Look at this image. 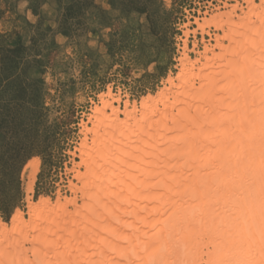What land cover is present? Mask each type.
<instances>
[{"label": "bare ground", "instance_id": "obj_1", "mask_svg": "<svg viewBox=\"0 0 264 264\" xmlns=\"http://www.w3.org/2000/svg\"><path fill=\"white\" fill-rule=\"evenodd\" d=\"M227 2L183 26L153 94L97 95L73 196L34 202L27 166L28 217L0 222V264H264V0Z\"/></svg>", "mask_w": 264, "mask_h": 264}, {"label": "rangeland", "instance_id": "obj_2", "mask_svg": "<svg viewBox=\"0 0 264 264\" xmlns=\"http://www.w3.org/2000/svg\"><path fill=\"white\" fill-rule=\"evenodd\" d=\"M223 1L0 0V222L28 217L32 162L34 202L73 196L80 123L97 95L111 86L122 104L153 94L179 68L183 26ZM187 40L192 49V33Z\"/></svg>", "mask_w": 264, "mask_h": 264}]
</instances>
